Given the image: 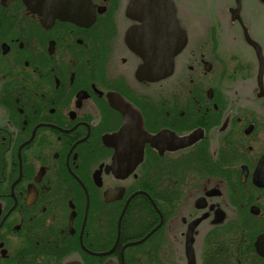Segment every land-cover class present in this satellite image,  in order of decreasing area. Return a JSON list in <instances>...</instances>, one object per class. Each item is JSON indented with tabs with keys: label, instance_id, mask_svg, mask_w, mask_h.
Returning a JSON list of instances; mask_svg holds the SVG:
<instances>
[{
	"label": "flooded vegetation",
	"instance_id": "af4514ba",
	"mask_svg": "<svg viewBox=\"0 0 264 264\" xmlns=\"http://www.w3.org/2000/svg\"><path fill=\"white\" fill-rule=\"evenodd\" d=\"M195 1L0 0V264H264V2Z\"/></svg>",
	"mask_w": 264,
	"mask_h": 264
},
{
	"label": "water",
	"instance_id": "95a60500",
	"mask_svg": "<svg viewBox=\"0 0 264 264\" xmlns=\"http://www.w3.org/2000/svg\"><path fill=\"white\" fill-rule=\"evenodd\" d=\"M25 1L29 6L31 5L29 0H25ZM262 1L264 2V0H262ZM237 3H238L237 8L234 10V17L236 19H239L242 22V19L239 15L241 0H238ZM172 11H173V13H172V16L170 18V26L168 27V30H166V32H167L166 34L169 36H175L176 38H181V37L184 38V34L180 30L177 19L175 17V10L172 9ZM51 15H53V17H58V16H60V17H74V16H77V13L61 8V9L52 10ZM245 33H246V36L250 39L246 28H245ZM250 41L255 45L257 52H258V55H259V59H260V80H261L262 72L264 69V56H263L262 49H261L260 45L255 41H252V40H250ZM183 43H184V41H182V43L180 41L175 43V45L178 47V50H180L182 48ZM171 45L174 46L173 43H171ZM173 56L174 55H172V53L170 51H168L166 59L162 58L161 60H159V58H157V56H154V55L150 56V58L147 59V64L144 68V73L146 74V77H150L153 79V78L162 76L163 74H165L164 68H163L165 66L167 68L166 73L167 74L170 73L171 68H172ZM159 63H160V66H158ZM157 68H161V70L157 69ZM159 70L162 72H160ZM145 238H147V236ZM145 238L140 240V241L132 242L129 244L140 243L143 240H145ZM263 240H264V234L262 236H260L257 240V246L259 249H260V245H261Z\"/></svg>",
	"mask_w": 264,
	"mask_h": 264
},
{
	"label": "rangeland",
	"instance_id": "374dc122",
	"mask_svg": "<svg viewBox=\"0 0 264 264\" xmlns=\"http://www.w3.org/2000/svg\"><path fill=\"white\" fill-rule=\"evenodd\" d=\"M210 2V0H196L195 4L197 5L198 10L205 12ZM246 13L250 22V33L261 43L264 50V6L258 3L253 4L251 7H248ZM247 57L249 58V55Z\"/></svg>",
	"mask_w": 264,
	"mask_h": 264
}]
</instances>
